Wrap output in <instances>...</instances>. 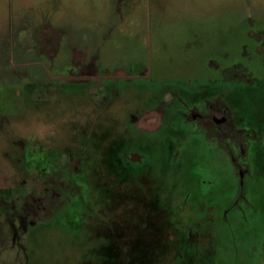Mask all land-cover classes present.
I'll return each mask as SVG.
<instances>
[{"label": "rangeland", "instance_id": "374dc122", "mask_svg": "<svg viewBox=\"0 0 264 264\" xmlns=\"http://www.w3.org/2000/svg\"><path fill=\"white\" fill-rule=\"evenodd\" d=\"M117 17L122 18L123 34L106 40L117 46L118 59L145 53L151 84L125 85L120 94L97 92L96 135L118 137L124 131V119L131 122L136 111L161 103L172 104L185 116L193 109L205 115L209 109L225 106L231 116L225 137L197 124L183 125L192 139L184 137L175 144L177 151L188 146L194 156L178 166L184 174L176 185L178 191L173 190L178 201L171 204V210L177 206L180 214L194 215L195 220L186 221L188 227L197 216H206L196 229L219 237L215 260L264 264V0H0V36L7 35L12 46V51L2 46L0 57V187L4 183L13 189L16 210H33L37 205L42 209L29 220L28 232L17 218L5 222L0 215V264H98L97 250L85 248L74 227L84 220L79 210L89 198L88 184L75 183L71 189L75 199L69 193L68 204L66 189H59L58 199L48 202L52 185L58 178V184L66 181L68 163L73 162L77 174L79 164L89 158L84 148L66 154V114L73 104L80 108L82 89L62 87L55 92V101L42 90L31 104L24 97L25 89L14 98L9 88L12 67L25 72L19 58L25 46L36 43L41 49H55L67 64L72 40L77 46L101 45L103 38L95 36L108 27L110 18L115 24ZM48 40L54 46L48 47ZM166 128L164 132H169ZM79 131L76 137L86 136ZM166 173L172 177L170 169ZM187 177L194 185L181 189ZM212 177L224 192L210 201L194 195L195 184L202 183V188ZM75 200L78 203L69 206ZM209 208L214 209L210 216ZM175 211L164 215L166 226L182 230ZM153 253L149 256L139 250L133 259L142 264L150 257L156 262L158 255Z\"/></svg>", "mask_w": 264, "mask_h": 264}, {"label": "flooded vegetation", "instance_id": "af4514ba", "mask_svg": "<svg viewBox=\"0 0 264 264\" xmlns=\"http://www.w3.org/2000/svg\"><path fill=\"white\" fill-rule=\"evenodd\" d=\"M111 21L107 29H103L95 36L96 39L103 38L101 45L96 43L94 46L88 44L77 46L72 40L68 51L70 60L67 64L66 60H60L59 51L51 48L41 49L35 43L30 47L25 46L23 52L21 51L22 55L19 56L23 61L21 68L25 70L24 74L16 72V67H12L10 92L14 93V97L17 91L25 89L24 97L27 98L26 101L31 100V104L33 98L38 95L37 92L42 90L49 100L55 101V92L62 87L77 85L82 89L83 99L80 108L79 105L73 104L71 112L66 114V127L69 129L66 130L68 135L66 154H74L84 148L89 158L79 164L81 168H78L77 174L73 162L68 163L70 168L68 172L66 171L68 175L66 181L62 180V183L58 184L61 181L58 178L56 184L52 185L54 191L48 194V202H55L59 189L61 192L66 189L68 204L71 198L69 193L72 195L71 200L75 199L71 192L75 183L80 180L88 184L90 191L88 200L81 203V199H77L81 203L79 216L83 215L84 220L81 226L76 227L78 225L75 224L74 227L78 230L76 233L81 235L79 239L84 242L85 248L97 250L98 264H140L133 259L139 250L145 251L149 256L153 250V255H158L156 262H152L148 257V261L142 264H214L215 261L226 264L229 262L228 259L215 260L214 245L218 243L219 237L212 232H201L196 229L198 223L206 221V216H197L198 221L192 222L188 227L186 221L195 220V216L180 214L177 206V209L171 210V204L178 201L176 200L178 181L180 175L184 174L182 168V172L178 171V166L189 163L194 156V150L188 146L177 151L176 145L182 142L184 137L189 141L192 139L183 129V125L189 122L197 124L214 135L221 133L222 138L228 135L231 116L225 106L223 110L209 109L205 115H200L197 109H193L185 116L178 114L172 104L161 103L150 110L136 111V118L131 122L123 118L125 127L120 136L113 137L108 134L97 136L95 130L97 120H94L98 111L97 92L103 91L108 95L116 92L120 94L119 89L125 85L144 87L151 84V71L144 62L145 53L141 54L143 57L139 56L140 58L118 59L117 46L106 40L117 31L118 24ZM5 37L7 42L5 50L8 48L12 51L9 38L7 35ZM48 41V47L52 46V40ZM0 57H3L2 52ZM13 97L11 99L15 101ZM149 121L153 123H148ZM165 126H168L166 131L169 132H164ZM79 130L86 133L82 139L76 137ZM196 131L198 130L192 134ZM160 132H163L164 136L160 137L158 135ZM166 153H171L169 161L166 160L168 155ZM154 165L155 167H150ZM169 169L171 178L166 173ZM205 169L200 168L198 171L205 172ZM53 180L52 178V183ZM215 181L217 179L212 177L202 188L199 187L202 183L197 182L195 184L198 186L197 191L194 188L196 194L194 191L190 193L210 201L213 196L218 197L224 192L217 189L218 184ZM192 183L193 180L187 177L182 180L180 188L185 189V185L192 186L194 185ZM15 184L16 182L12 185ZM1 186L0 209L3 212L0 215H3L5 222L17 218L21 227L28 232L29 220L35 218L37 212H41L42 209L37 205L33 210L22 206L20 210H16L12 204L16 197L12 195L13 189L4 183ZM174 188L177 189L174 191L175 194ZM77 200L69 206L77 204ZM36 204L34 203V206ZM42 207L45 208L44 205ZM209 210L208 216L214 212L213 208ZM174 211L178 215V221L184 225L182 230L166 226L164 215ZM2 235L3 231L0 230V239ZM160 253H164V256L162 257Z\"/></svg>", "mask_w": 264, "mask_h": 264}, {"label": "crops", "instance_id": "0c3cea01", "mask_svg": "<svg viewBox=\"0 0 264 264\" xmlns=\"http://www.w3.org/2000/svg\"><path fill=\"white\" fill-rule=\"evenodd\" d=\"M114 5H117L116 3L114 4ZM113 4L111 5L112 7L114 6ZM112 19H114V18H110V20H112ZM116 23L118 24L117 26H116V28H117V31L116 32H114L113 34H116V35H122L123 34V31H122V29L120 28V25H121V22H122V18H120V17H117L116 19ZM109 27V26H108ZM108 27H106V28H103L104 30L105 29H107ZM112 34V35H113ZM110 36L109 38H112L113 36ZM2 38V39H1ZM0 45H1V47H0V52H2V50L1 49H3L2 48V46L4 47V49H6V44H7V42H6V37L5 36H0ZM110 43H112V42H110Z\"/></svg>", "mask_w": 264, "mask_h": 264}]
</instances>
